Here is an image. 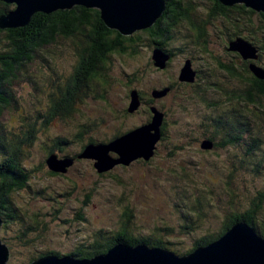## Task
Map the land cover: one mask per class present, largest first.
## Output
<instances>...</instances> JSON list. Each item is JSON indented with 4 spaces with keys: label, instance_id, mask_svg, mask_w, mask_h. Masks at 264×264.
Masks as SVG:
<instances>
[{
    "label": "rangeland",
    "instance_id": "1",
    "mask_svg": "<svg viewBox=\"0 0 264 264\" xmlns=\"http://www.w3.org/2000/svg\"><path fill=\"white\" fill-rule=\"evenodd\" d=\"M193 1L201 4L196 10L205 11V0ZM215 19L211 16L209 24L217 25ZM254 21V26L242 28L246 31L244 35L250 33L258 45L264 47V34L259 31V26L264 24L257 22L255 17ZM234 22L235 18H232L227 26L236 33ZM201 26L205 28L204 33L210 35L203 37L206 46L181 39L189 34L186 24L167 31L165 37L171 41L167 42L166 48L178 51L166 62L164 69L153 66L148 37L136 32L141 40L139 53L135 58L114 56L103 65L104 69L98 72L103 77L98 76V88L89 92V97L82 107H78L79 111L72 119L58 121L46 129L41 128L44 126L41 122L37 123L36 131H33L37 139L27 148L29 158L22 161L31 176L29 190H21L10 197L23 219V228L29 230L22 237L17 221L5 226L3 223L0 241L10 252L7 264H29L38 252H53L55 247H61L66 230H82L81 242L85 240L86 244H89L92 233L111 236L120 231L121 218L128 209L132 214L128 233L144 238L158 237L172 248L189 251L196 240L219 233L228 217L240 209L245 210L255 191L264 189L260 180L246 173L235 174L224 151L200 147L207 140L198 130L200 119L214 113L206 108V103L223 99L221 87L234 91L246 84L241 71L235 79L229 83L226 81L225 70L219 63L225 64L223 58L229 59V53L225 52L221 42L211 37L212 29L208 25ZM3 47L0 45V49L6 50L5 45ZM261 52L264 67V48ZM32 55L33 60L12 86L16 104L10 106L15 108L5 110L0 118L8 132H17L24 117L31 124L38 113H45L42 98L35 97L31 86L32 77L39 81L50 73L55 85L50 68L40 60L48 55L46 50ZM191 56L193 61L190 63L200 75L193 84L186 85L178 77ZM54 64L66 75L73 67V61L68 57ZM235 67L240 70L238 65ZM40 84L38 82L36 86ZM168 88L164 97H152L154 92L160 93ZM216 91L220 95H213ZM132 92L140 95L142 106L140 110L138 107L132 114H127ZM151 107L160 109L165 125L163 138L157 143L155 155L149 162L139 159L129 166H116L110 172L98 174L92 160L78 158L90 140L95 144H107L116 135L147 123L151 118L147 111ZM64 137L70 144L56 155L60 159L70 158L73 163L64 174H54L45 164L46 152L54 146H64L60 140L56 141ZM261 150L263 153L264 145ZM228 184L232 185L237 196L234 205L225 195L231 189ZM201 194L205 197L200 198ZM195 197L206 203L197 211L204 215L201 220L191 216L189 206L196 201ZM187 219L193 223L186 226Z\"/></svg>",
    "mask_w": 264,
    "mask_h": 264
},
{
    "label": "trees",
    "instance_id": "2",
    "mask_svg": "<svg viewBox=\"0 0 264 264\" xmlns=\"http://www.w3.org/2000/svg\"><path fill=\"white\" fill-rule=\"evenodd\" d=\"M164 1L166 3L164 15L154 26L139 32L147 35V44L151 50L157 48L162 53L170 56L171 59L174 58L178 50L173 51L168 47L166 48L167 42L171 41L165 37L168 34V30L176 29L180 26L183 27L186 24L189 33L186 39L193 42V44H200L199 41L205 28L201 26L203 23L202 18L196 15L197 12L200 13V11L196 10V7L201 5L200 3H195L193 0L185 2L188 7L186 9L192 8L195 13L192 11V14L184 23H177L179 18L185 14L183 9L180 8L182 0ZM206 5L207 8L212 5L214 11L226 10L231 18H235L234 24L240 20L243 28L254 26V17L257 22L264 24L263 13L253 12L243 5L224 7L216 0H205V8ZM14 8V5L0 1V16ZM190 11L188 10L189 13ZM259 27H261L259 31L264 34V25ZM236 30L234 38H240L250 43L257 49L256 55L258 58L255 61L247 62V85L243 84L244 88L241 87L233 91L232 88L224 90L225 87H221L223 99L206 103V108L213 110L214 113L201 117L198 130L200 129V132L207 137V141L212 142L213 148L214 146L217 148L216 151H224L227 154V163L230 168L232 167L231 169H233L235 174L246 173V175L260 180L262 184L264 183V152L261 153V147L263 148L264 145V80L257 79L249 70V65L254 64L264 70L261 64L263 60L261 51L264 47L258 45L250 33L244 35L246 32L244 31L241 34L238 27H236ZM0 38V45L2 47L5 45L6 49H0V118L5 110L15 108L13 107L15 106L13 103L16 104V102L11 92L12 86H14L15 79L21 78L20 72H23L26 65L33 60L32 54L42 52L43 49L46 50L48 55L40 60L46 68H50V72L56 80L55 85H53L50 73L45 77L42 76L43 78L39 81L34 76L32 77L31 86L35 91V97L42 98L45 111V113H38L33 123L32 121L31 124L27 123L24 117L21 119L22 123L17 132H12L11 130L8 132L0 120V217L4 226L11 222L13 224L14 221L15 223L18 222L22 231L19 234L25 237L29 229L23 228V225H25L23 219L17 212L10 197L11 194L21 190H29L28 183L31 176L25 170L22 161L29 158L30 154L26 152L27 148L31 147L35 139H37L33 133V131H36L35 126L41 122L44 125H41V128L46 129L58 121L66 122L72 119L79 111L78 107H82L85 100L89 97V92L92 93L95 87L98 88V76H100L98 72L104 69L103 65H107L114 56L121 58L128 55L131 58H135L139 53L138 43L141 40L139 41L140 36L137 33L129 37H123L116 31L107 29L97 10H88L83 7L56 11L48 15L35 14L24 28L0 30ZM65 57L73 61L71 72L67 75L65 72H60L54 64V62ZM212 59L214 60V58ZM151 63L153 64L152 60ZM237 76V72L231 70L230 72H225V79L226 81L228 80V83ZM47 81L49 82L48 84ZM38 82L41 83L39 87L36 86ZM102 82H104L103 79ZM41 86H43V89H41ZM44 89L45 91L43 92ZM213 95L218 96L220 93L216 91ZM147 101L151 102L148 99ZM147 112L151 114L150 110ZM126 113L129 114L128 112ZM151 118H149L148 122H150ZM164 125L163 121L162 128ZM162 128L161 138H163ZM122 134L124 133L116 135L109 142ZM59 140L64 146H54V148L49 149L46 152V157L64 151L65 147L70 144L66 137L56 139L57 142ZM91 143L95 144L94 141L90 140L88 144ZM98 144L101 143L98 142ZM230 187V191L226 192L225 195L229 203L234 205L237 196L232 189V185ZM202 197H205V194H201L200 198ZM191 204L192 206H189L191 216H194L196 220L203 219L204 215L197 211L200 207L202 208L206 205L205 200L201 202L199 198H196V201L193 200ZM258 217H261V219L259 220ZM131 218L132 214L128 209L123 213V218H121L120 231L113 233L106 240L102 239L103 242L101 244L94 241L91 245H81V250L78 249L74 253H70L69 256L76 259H90L95 255L106 253L116 244L129 247L144 245L149 248L163 249L178 256H184L198 247H205L219 239L234 224L239 222H244L258 236L264 237V189L255 191L245 210L240 209L237 214L228 217L219 233L201 237L195 241L191 250L185 252L182 249L172 248L167 241L161 238H144L128 233ZM192 223V221L188 220L186 226ZM191 229L193 230V228ZM83 242L85 243L86 241L84 240ZM48 254L62 255L51 251L38 252L36 254L37 257L32 258L29 263Z\"/></svg>",
    "mask_w": 264,
    "mask_h": 264
},
{
    "label": "water",
    "instance_id": "3",
    "mask_svg": "<svg viewBox=\"0 0 264 264\" xmlns=\"http://www.w3.org/2000/svg\"><path fill=\"white\" fill-rule=\"evenodd\" d=\"M15 8L0 16V30L19 29L26 27L30 19L38 13L45 15L56 11L71 10L83 7L97 10L107 29L116 31L121 36L129 37L136 32L151 28L164 15L166 3L164 0H0ZM224 7L243 5L256 13L264 14V0H216ZM230 52L237 53L244 61L257 60V49L247 41L237 38L228 44ZM153 65L164 69L170 56L154 49L151 56ZM249 70L259 80H264V70L249 65ZM196 73L189 60L180 70L178 80L182 83L193 84ZM169 88L152 94L153 98L165 96ZM131 101L127 112L132 114L141 102L136 92L130 94ZM152 118L131 131H128L107 144H88L79 159L93 161V167L98 174L113 170L116 166H129L133 161L148 162L155 155L156 145L161 139L163 114L151 107ZM201 149L211 150L213 144L203 141ZM73 163L70 158L60 159L56 154L46 158L48 170L54 174H64ZM3 220L0 217V230ZM82 230H66L61 247H55L53 252L62 255L48 254L29 264H264V237L258 236L244 222L234 224L222 237L205 247H198L191 253L178 256L159 248H149L144 245L129 247L116 244L106 253L95 255L90 259H76L70 253L81 250ZM99 235V236H98ZM111 236L91 234V245L94 241L103 242ZM98 244V245H99ZM9 249L0 241V264H7Z\"/></svg>",
    "mask_w": 264,
    "mask_h": 264
},
{
    "label": "flooded vegetation",
    "instance_id": "4",
    "mask_svg": "<svg viewBox=\"0 0 264 264\" xmlns=\"http://www.w3.org/2000/svg\"><path fill=\"white\" fill-rule=\"evenodd\" d=\"M188 1H190V0H182V5H181V7L180 8H182L183 9V11H184V16H181L180 18H179V21L177 22V23H184L185 21H187L188 20V18L190 17V15L192 14V8L191 9H186V8H188L187 7V5H185V2H188ZM205 7V6H204ZM186 10H185V9ZM207 9V10H206ZM188 10H191L190 11V13L188 12ZM193 13H195V11H193ZM197 16H199V17H201L202 18V25L203 26H206V25H208L207 27L209 28V29H212L211 31H210V34H211V37L212 38H214V39H216L217 41H219V42H221L222 43V46H223V49L225 50V52H227V53H229L228 54V57H229V59H227L226 57L225 58H223L224 59V61L223 62H225V64H220L219 63V65H221V67L225 70V72H230V70L231 71H233V72H237V73H240V71L245 75V77H244V79L246 80V73H247V61H244V60H242L239 56H238V54H236V53H233V52H231L230 53V51L228 50V44H229V42H231V41H233V40H235V36H236V33H234V32H232L230 29H228V26H227V23L228 22H230L231 23V17H230V14H227V11L226 10H224V9H222V10H216V11H214L213 10V7H212V5L209 7V8H207V5H206V8H205V11H203V12H201L200 11V13H198L197 12V14H196ZM211 16H214V18L216 17V21H217V25L214 23V24H209V21H208V19L211 17ZM205 18L207 19V21L205 20ZM210 21H211V19H210ZM236 21V20H235ZM236 27H238V30H239V32L242 34V33H244V29H242L243 27H242V24H241V21L240 20H238L234 25H233V28H236ZM203 37H210V35H208L207 33L205 34L204 33V31H203V36L200 38V43L201 44H204V42L206 41ZM231 38H233V39H231ZM181 39H186V37L185 38H181ZM237 39V38H236ZM192 44H193V42H192ZM205 45V44H204ZM206 46V45H205ZM193 56H191L190 57V62L191 61H193V59H191ZM218 59V58H217ZM217 59H215V60H217ZM237 62H238V64H237ZM262 64V63H261ZM260 64V65H261ZM169 65V64H168ZM192 65V64H191ZM238 65V67H239V69L240 70H238L235 66H237ZM192 69H193V67H192ZM194 70V69H193ZM194 72L196 73V80L198 79V77H199V75H200V73H198L197 71H195L194 70ZM239 78V77H238ZM239 80H240V78H239ZM247 81V80H246ZM183 84H186V83H183ZM187 85V84H186ZM260 87H262V86H260ZM149 102V101H148ZM147 104V103H146ZM149 105H150V103H148ZM142 106V105H141ZM149 107V106H148ZM139 110H140V108H139ZM147 114L150 116V114H149V112H147ZM151 117V116H150ZM147 121H148V119H147ZM202 135H203V133H202ZM208 135V134H207ZM214 143V142H213ZM213 151H216L217 150V148L214 146V148L212 149ZM75 252V251H74ZM73 252V253H74Z\"/></svg>",
    "mask_w": 264,
    "mask_h": 264
},
{
    "label": "clouds",
    "instance_id": "5",
    "mask_svg": "<svg viewBox=\"0 0 264 264\" xmlns=\"http://www.w3.org/2000/svg\"><path fill=\"white\" fill-rule=\"evenodd\" d=\"M155 49H156V48H155ZM153 50H154V49H153ZM153 50H152V51H153ZM152 51H151V52H152ZM169 61H170V60H169ZM189 61H190V60H189ZM191 66H192V65H191ZM195 80H196V79H195ZM130 131H131V130H130Z\"/></svg>",
    "mask_w": 264,
    "mask_h": 264
}]
</instances>
